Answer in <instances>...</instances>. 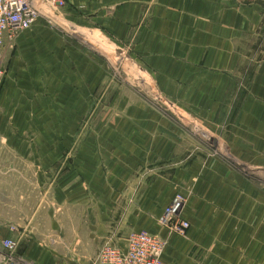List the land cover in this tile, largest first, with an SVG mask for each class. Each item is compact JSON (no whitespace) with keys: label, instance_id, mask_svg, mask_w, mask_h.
I'll return each instance as SVG.
<instances>
[{"label":"crops","instance_id":"obj_1","mask_svg":"<svg viewBox=\"0 0 264 264\" xmlns=\"http://www.w3.org/2000/svg\"><path fill=\"white\" fill-rule=\"evenodd\" d=\"M263 3L67 0L54 25L41 17L17 36L5 55L0 99V237L18 240L15 264H92L109 231L113 185L124 189L120 202H132L123 225L164 237L168 264H264V50L235 118L229 150L235 159L228 164L199 163L165 174L156 166L143 169L173 155L174 138L168 127L157 129L156 117L131 121L123 115L104 144L108 150L96 153L105 157L99 164L61 163V125L80 123L107 78L67 29L101 32L113 48H125L118 59L128 54L166 91L222 92L254 50ZM244 44L249 49L242 52ZM133 106L139 108L135 117L140 109L152 114L145 101ZM115 139L118 148H111ZM110 156L118 163L111 166ZM176 183L192 188L182 212L190 222L185 236L159 225ZM7 253L0 243V264Z\"/></svg>","mask_w":264,"mask_h":264},{"label":"rangeland","instance_id":"obj_2","mask_svg":"<svg viewBox=\"0 0 264 264\" xmlns=\"http://www.w3.org/2000/svg\"><path fill=\"white\" fill-rule=\"evenodd\" d=\"M57 10L43 6L40 18L43 17L50 25H54V22L59 19ZM260 15L264 23V11H261ZM67 33L69 36H73L74 39L79 37V46L84 51L93 54L95 68L96 65L104 66L107 78L104 89L100 90L99 88V90L94 92V106L89 108L88 113L83 115L80 123L77 125L63 123L61 125L63 134V139L61 140L63 147L61 163L74 162L84 164L91 161L93 164H99L105 157H100L101 154H96L97 151L108 150L104 144L107 142L109 135L117 133V128L123 124V117L119 115H123L127 120L131 121L135 118L155 120L156 117L159 122L157 129L168 127L167 134L174 138L175 153L168 157L159 156L153 163L149 164L150 166H143V169L156 166L159 174H165L173 173L181 168H190L192 165L199 163L224 162L228 164L231 158L235 159V157L230 155L229 151L232 147V130L234 129L235 118L241 103L249 92L253 70L263 58L264 25L259 29V39L257 38L254 43V50L251 55H248L241 62L239 71L226 82V89L222 92L207 93L188 92L186 88L183 91L174 92L164 90L163 87L165 86L163 83L160 82L162 85L159 83L157 76L146 69L144 70L142 66L130 59L128 54H126L127 57L118 59L122 55L118 54V51L124 54L125 48H118V46L113 48L112 45L105 41L103 34L99 31L76 32L69 28ZM243 49L248 51L249 46L244 44L240 50L243 52ZM1 67L0 99L3 97L1 90L6 77V58L2 61ZM107 84L110 85L108 89H106ZM116 84L122 86L124 91L120 93L114 91V87H117ZM136 100L145 101L152 114L149 111H144L141 114L140 109V116L135 117L134 112L137 107L133 105ZM200 103L202 105H199ZM213 103L216 108L210 106ZM125 104L130 107H125ZM132 111L133 115L131 114ZM129 117L134 118L129 119ZM162 121L166 124L162 123ZM104 136L107 138L103 139ZM30 142L34 143V141ZM110 144L111 148H118L117 139L110 141ZM87 150H90V156L86 155ZM109 161L111 166H113V163H118L116 156H110ZM238 163L240 164L241 162L238 160ZM116 184H118V181ZM189 186H180L179 183H176L175 187L176 192L186 195H184L186 201H188L192 193V188ZM123 190V188H117L114 185L111 187V195L113 197H111L109 204V231L105 236L112 237L119 245L124 244L131 230V228L125 227L122 221L124 214L128 211V207L132 204V202L126 203L118 200ZM159 225L161 224L159 223ZM161 226L163 227V225ZM148 231L158 234L152 230Z\"/></svg>","mask_w":264,"mask_h":264},{"label":"built area","instance_id":"obj_3","mask_svg":"<svg viewBox=\"0 0 264 264\" xmlns=\"http://www.w3.org/2000/svg\"><path fill=\"white\" fill-rule=\"evenodd\" d=\"M39 2L51 9L66 5L67 0H0V74L1 63L7 50L17 36L30 28L41 16ZM186 197L177 192L164 208L159 223L171 233L185 236L190 222L183 218ZM15 230V226H11ZM0 243L8 251L2 257V264H15L13 253L18 247V240L13 237H0ZM167 241L158 234L147 230H131L123 245L112 237H104L92 264H168L163 259Z\"/></svg>","mask_w":264,"mask_h":264}]
</instances>
